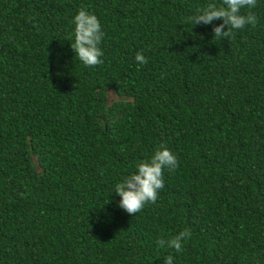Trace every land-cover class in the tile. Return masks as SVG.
Instances as JSON below:
<instances>
[{
	"label": "trees",
	"instance_id": "obj_1",
	"mask_svg": "<svg viewBox=\"0 0 264 264\" xmlns=\"http://www.w3.org/2000/svg\"><path fill=\"white\" fill-rule=\"evenodd\" d=\"M208 3L0 0V264H264V0L224 38L188 21ZM81 8L95 67L71 47ZM161 146L179 166L130 215L115 185Z\"/></svg>",
	"mask_w": 264,
	"mask_h": 264
},
{
	"label": "clouds",
	"instance_id": "obj_2",
	"mask_svg": "<svg viewBox=\"0 0 264 264\" xmlns=\"http://www.w3.org/2000/svg\"><path fill=\"white\" fill-rule=\"evenodd\" d=\"M257 0H220V4L208 3L206 7L197 9L196 14L188 18L193 25H208L214 20H222L223 23L214 26L212 31L214 37H233L235 31L242 30L246 26L255 27L257 17L249 12L242 14L244 8H253ZM33 27L39 28L32 20ZM74 23V43L71 44L73 51L78 56L79 61L85 66L95 67L102 64L101 59L104 53L100 47L104 32L96 15L81 8L73 19ZM227 26V30H224ZM135 60L140 65L148 63L142 52L138 51ZM178 164V157L169 148L161 146L151 156L150 160L141 161L136 165L137 171L123 178L122 182L115 185V193L121 199L119 207L128 214L134 215L140 212L147 204H156L158 194L164 188V171H174ZM191 237L188 228L180 231L171 239H159L158 247L174 249L176 252L183 251V241ZM173 257L167 256L164 264H173Z\"/></svg>",
	"mask_w": 264,
	"mask_h": 264
},
{
	"label": "rangeland",
	"instance_id": "obj_3",
	"mask_svg": "<svg viewBox=\"0 0 264 264\" xmlns=\"http://www.w3.org/2000/svg\"><path fill=\"white\" fill-rule=\"evenodd\" d=\"M118 99H119V96H117L116 93H114L112 90L108 89L106 91L105 99H104L105 105H109L111 102L116 101ZM33 162L35 164V168L37 169V171H40V168L38 164L36 163L35 157H33Z\"/></svg>",
	"mask_w": 264,
	"mask_h": 264
}]
</instances>
